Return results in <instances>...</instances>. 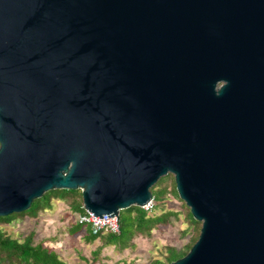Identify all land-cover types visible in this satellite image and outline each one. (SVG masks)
<instances>
[{
    "label": "water",
    "instance_id": "95a60500",
    "mask_svg": "<svg viewBox=\"0 0 264 264\" xmlns=\"http://www.w3.org/2000/svg\"><path fill=\"white\" fill-rule=\"evenodd\" d=\"M169 174L202 224L171 264H264V0H0V217Z\"/></svg>",
    "mask_w": 264,
    "mask_h": 264
},
{
    "label": "rangeland",
    "instance_id": "374dc122",
    "mask_svg": "<svg viewBox=\"0 0 264 264\" xmlns=\"http://www.w3.org/2000/svg\"><path fill=\"white\" fill-rule=\"evenodd\" d=\"M163 179L165 180L157 187V190L167 188L168 191L153 213L172 211L177 213L178 217H172L169 224L161 225L150 236L135 235L134 247L128 249L104 247L100 255L101 262L152 264L155 259L163 258L169 247L184 250L199 234L202 224L189 222L185 203L172 191L173 179H168L167 176ZM68 206L67 202L52 199V208L40 212L38 217L19 216L8 224H0V227L13 237L20 239L33 232L35 243L42 242L44 246L55 250L68 264H88L94 259L93 251L103 243L101 239H97L94 243H87L84 232L69 235L68 229L76 221L77 216ZM100 261L95 264H99Z\"/></svg>",
    "mask_w": 264,
    "mask_h": 264
},
{
    "label": "trees",
    "instance_id": "16d2710c",
    "mask_svg": "<svg viewBox=\"0 0 264 264\" xmlns=\"http://www.w3.org/2000/svg\"><path fill=\"white\" fill-rule=\"evenodd\" d=\"M167 178L173 179V193L179 199L176 190L174 176L169 174ZM165 179L161 178L157 184L151 189L154 206L151 212L144 210L138 206L121 210L120 212V234H98L94 235L86 224L78 223V220L70 225L68 229L69 235H76L84 232V239L87 243H94L97 239H101L102 246L93 251L94 259L88 264H95L100 261V255L104 247L114 246L119 249H128L134 247L133 239L135 235L150 236L152 232L161 225H167L171 222V218L178 217V214L172 211L153 213L160 203L164 200V196L168 189H159L157 187ZM170 190V189H169ZM171 192V190H170ZM52 199L62 200L68 203L69 209L77 215L85 212L83 208L82 193L80 190L55 189L46 192L41 198L35 199L29 210L22 213H13L9 216L0 217V224H8L19 216L38 217L40 212H44L52 208ZM184 203V202H183ZM187 209L188 220L191 224H199L191 214L190 208ZM153 213V214H152ZM200 234V229H199ZM199 234L194 238L192 243L187 245L184 250H178L176 247H169L167 254L163 258L155 259L152 264H171L172 262L184 257L199 238ZM0 264H68L59 254L46 246L42 242H34V233H30L23 239L15 238L0 227ZM99 264H105L100 261Z\"/></svg>",
    "mask_w": 264,
    "mask_h": 264
},
{
    "label": "built area",
    "instance_id": "2783aa9c",
    "mask_svg": "<svg viewBox=\"0 0 264 264\" xmlns=\"http://www.w3.org/2000/svg\"><path fill=\"white\" fill-rule=\"evenodd\" d=\"M154 206V200L150 201L144 207H142L146 211H151ZM85 210V209H84ZM78 223L86 224L90 227L92 234H120L121 225L120 218L117 216H95L92 212L85 210V212L77 215Z\"/></svg>",
    "mask_w": 264,
    "mask_h": 264
}]
</instances>
